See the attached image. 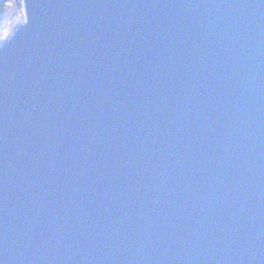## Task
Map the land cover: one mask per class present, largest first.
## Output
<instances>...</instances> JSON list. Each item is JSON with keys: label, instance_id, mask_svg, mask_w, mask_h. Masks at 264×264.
<instances>
[{"label": "water", "instance_id": "obj_1", "mask_svg": "<svg viewBox=\"0 0 264 264\" xmlns=\"http://www.w3.org/2000/svg\"><path fill=\"white\" fill-rule=\"evenodd\" d=\"M22 3L0 264H264V0Z\"/></svg>", "mask_w": 264, "mask_h": 264}, {"label": "trees", "instance_id": "obj_2", "mask_svg": "<svg viewBox=\"0 0 264 264\" xmlns=\"http://www.w3.org/2000/svg\"><path fill=\"white\" fill-rule=\"evenodd\" d=\"M22 6V0H0V27H2L3 22H5L6 18H8L10 9H14V13L19 17V20H15V24L10 26V30H8V28L3 30L4 35L2 34L0 36V44L5 42L10 37L13 30L23 23L25 17Z\"/></svg>", "mask_w": 264, "mask_h": 264}, {"label": "rangeland", "instance_id": "obj_3", "mask_svg": "<svg viewBox=\"0 0 264 264\" xmlns=\"http://www.w3.org/2000/svg\"><path fill=\"white\" fill-rule=\"evenodd\" d=\"M18 21L19 17L14 13V9H10V13L8 18H6L5 22H3L2 27H0V36L3 34L4 35V29L8 28L10 30V26L15 24L14 21ZM6 32V31H5Z\"/></svg>", "mask_w": 264, "mask_h": 264}]
</instances>
